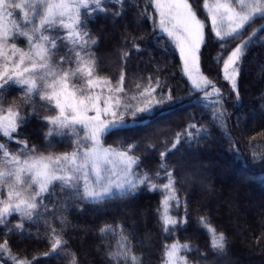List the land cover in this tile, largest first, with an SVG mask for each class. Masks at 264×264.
Returning <instances> with one entry per match:
<instances>
[{"label": "trees", "instance_id": "16d2710c", "mask_svg": "<svg viewBox=\"0 0 264 264\" xmlns=\"http://www.w3.org/2000/svg\"><path fill=\"white\" fill-rule=\"evenodd\" d=\"M201 1L189 0L193 8H199ZM104 7L107 12L96 11L91 16L81 10L86 20L84 29L97 38L89 50L96 58L98 73L114 77L117 72L120 75L123 67L126 76L141 73L159 77L156 93L170 91L174 102L156 108L132 126L110 132L102 143L122 147L134 144L131 155L140 158L134 170L155 173L161 162L159 153L170 149L176 133H181L180 143L168 152L165 162L174 169L181 199L179 208L173 202L171 214L182 217L183 201L187 199V223L168 233L163 231L158 214L164 195L160 188L150 190L145 184L134 193L94 203L77 201L67 189L62 191L61 184L54 183L44 198L47 215L25 220L23 230H18L14 225L21 219L20 214L12 213L6 224H0V242L9 241L11 251L30 264H70L71 253L76 254L77 264H109L105 253L116 244L117 237L111 232L101 235L98 230L104 224H122L142 264H162L165 242L175 239L191 243L193 250L181 251L189 264H264V30H258L240 62L239 97L223 77L222 60L214 59L221 53L220 41L207 30V43L202 45V71L221 89V95L205 100L201 99L203 93L193 89L184 75L174 44L149 17L155 13L151 0H123L122 8L114 0H104ZM117 11L121 13L119 16ZM13 19L24 23L18 9L13 10ZM260 22H264V17L253 19L252 24ZM237 40L225 42L223 56ZM61 41L66 42L63 36ZM10 42L27 47L26 39L20 35ZM133 42L140 48H133ZM63 51L58 48L59 53ZM122 51L129 52L126 59L121 58ZM117 61L120 66L111 74ZM20 89L14 83L6 85L0 93L3 104L5 98L15 96ZM217 100L221 101L218 107L223 111L222 120L213 117ZM23 111L28 119L17 141L0 134V143H5L10 152H19L18 141L23 139H27L29 149L36 145L38 152L61 153L67 149L69 145L58 143L57 139H66L69 134L55 133L46 144L47 122L39 114ZM189 124L203 126L205 131L197 135L196 129H192L194 135L189 141L185 135ZM191 171H196V176L189 181L185 175ZM53 204L60 210L54 212ZM247 207L249 212H245ZM199 216H205L207 223L225 233L224 254L210 247V234L199 223ZM60 217L67 221L62 229L66 243L57 254L45 257L42 254L50 249L49 226L61 231ZM8 228L12 231L5 234Z\"/></svg>", "mask_w": 264, "mask_h": 264}, {"label": "snow or ice", "instance_id": "6c2138e0", "mask_svg": "<svg viewBox=\"0 0 264 264\" xmlns=\"http://www.w3.org/2000/svg\"><path fill=\"white\" fill-rule=\"evenodd\" d=\"M114 2L123 7V0ZM151 4L155 13L149 14V17L174 44L183 73L193 89L203 93L201 99L219 97L221 89L209 78V74L202 71V45L207 43L206 22L198 17L189 0H151ZM204 7L211 22V32L220 41L221 53L214 59L217 62L222 60L223 77L239 97L237 79L240 62L247 46L252 43L258 30H264V25H260L259 29L253 28L226 57L223 56V49L225 42L240 35L249 22L258 16L264 17V0H212L211 3L205 0ZM15 9L22 14L23 24L13 19ZM82 9L89 16L96 11H108L104 7V0H19L15 3L0 0V93L10 83L23 89L18 104L13 101L17 106L9 104L6 111L2 107L3 95H0V134L9 139L17 138L28 119L19 105H30V111L35 112L33 97L39 93L40 100L52 105L55 111V115L42 118L48 125L45 138L66 130L71 131L74 137L71 140L72 150L61 153L38 152L36 145L29 149L27 139L18 141L21 146L19 152H10L5 143H0V190L7 193L5 198H0V224H6L12 213H19L21 219L14 228L23 230L25 220L46 216L44 198L55 182L61 184L62 191L67 189L75 200L94 203L134 193L146 184L150 190H163L158 214L163 231L168 233L172 228L187 223V199L183 201L182 217L171 214L173 202L179 208L181 199L174 169L165 162L168 152L180 143L181 133H176L170 149L159 153L161 162L155 173L134 170L140 159L131 155L134 144L127 147L105 145L102 138L114 130L132 126L156 108L174 102L173 97L170 91L156 93L159 77L155 83L149 77L142 91V85L137 83L135 93L128 97L123 87L126 79L123 67L115 83L111 77L101 76L97 71L96 58L89 50L95 46L97 38L84 29L86 20L82 17ZM120 14L116 12L117 16ZM57 26L64 30L62 36L68 45L65 55L58 54L61 36L50 34ZM16 35L26 39V48L10 42ZM132 47L139 49L140 45L133 42ZM71 53H74V57ZM120 55L126 59L129 52L122 51ZM129 99L135 103H129ZM220 103L216 101L213 117L222 120L223 111L218 107ZM128 115L132 117L130 121L125 118ZM78 128L83 129V137L79 135ZM192 129H196L197 135L205 131L203 126L189 124L185 130L189 141L194 135ZM162 178L164 183L156 182ZM52 208L54 212L60 210L54 204ZM59 220L61 231L49 226L50 249L42 254L45 257L57 254L66 243L62 229L67 221L63 217ZM198 221L207 227L212 250L224 254L227 247L225 233L218 232L207 223L205 216H199ZM11 231L8 228L5 234ZM98 231L101 235L111 232L117 237L116 244L105 253L109 264H142L122 224H104ZM182 250H193L191 243H182L179 239L165 242L162 264H188L186 256L181 255ZM0 254L9 257L13 264H30V261L18 258L11 251L7 240L0 242ZM70 264H77L75 253H71Z\"/></svg>", "mask_w": 264, "mask_h": 264}, {"label": "rangeland", "instance_id": "374dc122", "mask_svg": "<svg viewBox=\"0 0 264 264\" xmlns=\"http://www.w3.org/2000/svg\"><path fill=\"white\" fill-rule=\"evenodd\" d=\"M11 2H13V3H15V2H19V0H11ZM212 2V0H209V3H211ZM233 2H234V0H233ZM189 4L192 6V4L189 2ZM204 4H205V0H202L201 1V3H200V6H199V8H197L196 6L193 8V10L194 11H196L197 12V15H198V17L200 18V19H202V20H204L205 22H206V33H207V30H209V33H210V35L212 36V37H215V34L214 33H212L211 32V22L208 20V17H207V12H206V9H205V7H204ZM193 7V6H192ZM259 17V16H258ZM253 21V20H252ZM252 21L251 22H249L246 26H245V28L243 29V31H242V33L240 34V35H237L235 38L236 39H238L237 40V43H239L242 39H244V37H246V36H248L249 35V33L250 32H252V30H253V28H259V26L260 25H264V22H260V23H258L257 25L255 24H252ZM227 25H225V27H226ZM247 29V30H246ZM63 29L62 28H60L59 26H57L56 27V29L55 30H51L50 31V34L52 35V36H57V35H60V36H62V34H63ZM246 31V32H245ZM245 32V33H244ZM242 34H244V36H241ZM209 38V37H208ZM215 39H216V37H215ZM218 39V38H217ZM236 43V44H237ZM58 44L60 45V49H61V47L63 48V52H58V54L59 55H65L66 53H67V51H68V45H65L66 44V42H64V43H62V41L61 42H59L58 41ZM235 47V46H234ZM232 49V48H231ZM231 49L230 50H228V52L229 51H231ZM227 52V53H228ZM227 53H226V55H225V57L227 56ZM70 55H73V57H74V53H71ZM65 66H67V65H65ZM75 66V64H74V61H73V67ZM120 66V63H119V61H117L116 62V66H115V68H112V71L110 72L111 74L114 72V71H116L117 70V67H119ZM222 68V67H221ZM97 71H98V69H97ZM112 78V80H113V83H115L116 82V80H118L119 79V75H118V72H117V74L114 76V77H111ZM148 80H149V77H146L145 75H143V74H141V73H139V74H131L130 76L128 75V76H126V79H125V82H124V84H123V87H124V89H125V92H126V94H127V96L128 97H131V95H133L134 93H135V91H136V89H135V85L137 84V83H140L141 85H142V87H141V91L143 90V86H146L147 84H148ZM151 80H152V82L153 83H155V78L154 77H152L151 78ZM190 82V81H189ZM77 83H78V81H77ZM191 83V82H190ZM21 87V86H20ZM21 89H22V87H21ZM21 89L20 90H18V93L17 94H15V96H11V97H9V98H5V102L6 103H4L3 105H2V107L5 109V111L7 110V108H8V106H9V104H13V101H16L17 102V104H18V102L21 100V93H22V91H21ZM23 90V89H22ZM97 91H99V89L97 90ZM33 100L35 101V103H36V111L35 112H31L30 111V105H19L20 107H22L23 109H27V111H28V114H30V115H32V114H39L42 118H43V116H45V115H55V111H54V109H53V106L52 105H50V104H47L45 101H41L40 100V97H39V93H36L35 95H34V97H33ZM129 103H135V101H131L130 99H129ZM17 104H13V107H16L17 106ZM41 105H45L44 107H41ZM49 109H53V110H51V111H49ZM129 117H130V119H132V117H131V115H128ZM125 118H127V116L125 117ZM129 119V118H128ZM129 119V120H130ZM77 131L79 132V135L81 136V137H83V135H84V131H83V129L82 128H78L77 129ZM64 133H67V134H69V136L66 138V139H63V140H60V139H57V141H58V143H63V142H65L66 144H68L69 146L67 147V149L65 150V151H71L72 150V143H71V140L74 138L73 137V135H72V132L71 131H65ZM54 134L55 133H53L48 139H46L45 138V143L46 144H49L51 141H52V137L54 136ZM14 141L16 142L17 140L16 139H14ZM64 143V144H65ZM64 151V152H65ZM59 153V152H58ZM186 178L189 180V181H192L193 179H194V176H196V171H191V173H186ZM55 183H59V182H55ZM60 184V183H59ZM200 187H202V186H200ZM3 192V191H2ZM3 194V196L2 197H0V198H5L6 197V190H4V192L2 193ZM249 210H250V208L249 207H247V208H245V212H249ZM0 264H13V261L9 258V257H6V256H4L3 254H0ZM189 264V263H188Z\"/></svg>", "mask_w": 264, "mask_h": 264}]
</instances>
